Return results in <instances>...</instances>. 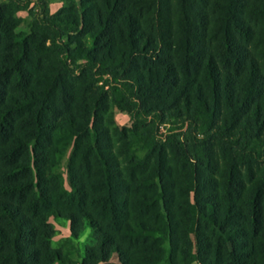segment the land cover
Wrapping results in <instances>:
<instances>
[{
    "label": "trees",
    "instance_id": "trees-1",
    "mask_svg": "<svg viewBox=\"0 0 264 264\" xmlns=\"http://www.w3.org/2000/svg\"><path fill=\"white\" fill-rule=\"evenodd\" d=\"M63 1L75 13L35 20L18 41L20 20L0 9V264L35 261L29 239L51 236L48 216L74 238L96 232L81 264H264V0ZM72 26L74 47L57 46ZM106 76L138 120L173 108L189 145L152 136L137 157L139 134L113 125ZM61 142L69 191L46 170Z\"/></svg>",
    "mask_w": 264,
    "mask_h": 264
},
{
    "label": "rangeland",
    "instance_id": "rangeland-1",
    "mask_svg": "<svg viewBox=\"0 0 264 264\" xmlns=\"http://www.w3.org/2000/svg\"><path fill=\"white\" fill-rule=\"evenodd\" d=\"M172 1L173 0L168 1V4H172ZM0 9L4 14L5 20H20L14 30V33H16L17 41L20 39V37H22V34L29 35L31 33V26L33 25L35 20L43 22L44 20H48V18H58L63 16L64 12H68V9H70V12L75 13L74 8H68L66 2L63 0H0ZM56 23L66 27V25H64L63 23L60 24L58 23V21ZM65 30L67 36H59L58 38H56V45L65 46L69 44V46L73 48L74 44H70L68 36L75 35L76 26H72L70 27V29L65 28ZM82 42L86 47L92 45V39H89L86 36H84ZM161 54L162 53H160V56ZM105 79L109 80L108 85H104V81L99 82L98 85L105 86L104 90L108 93V101L112 103L110 113H112L114 122L113 125L116 128L117 132H120L123 128H126L127 130H131L133 133L139 134L134 136L132 134V139L130 142V148L135 151L137 157L141 158L148 151H150L153 145L151 139L152 136H154L156 140L163 143L167 136L181 132L180 139L183 140L187 145H189V142L185 139L186 136L182 134L186 132L187 123H185L182 118L178 116V113L173 108L164 107L163 104H160V111L156 112L155 114H151L150 110L147 111L146 109H143L141 111V119L138 120V116L136 114L137 111L134 110L132 113H129L124 110V103L127 102L128 104V101L123 95L118 94L115 97L113 96L111 85L115 81L111 80L107 76L105 77ZM122 80L123 79H120L119 81H117V83L120 85L122 84L121 90L124 91L126 89L125 84H123L125 81L122 82ZM120 100L123 103L115 106L116 103L114 102H120ZM142 107L144 108V105H142ZM142 120H146L150 126V132L144 135L140 134L142 133L143 129L148 128L138 125ZM202 135L203 132L201 130H198L197 134L195 133L193 136L198 140H202ZM55 146L63 159L59 162L57 167L47 165L46 170L49 173L60 174V176H62V178L64 179L65 188L67 189V191H69V177L67 170L69 144L67 142H61L55 144ZM123 152H125L124 149H119V151L116 150V158H120ZM11 202L14 205H17L19 212L26 214L25 216L27 218L29 217L34 220L31 215L27 213L30 207H27V205H25L26 207L23 206V204H21L17 199H14V201ZM39 221L42 222L41 225H44L43 229L45 231V236L47 234H51V236L48 239H45V241L38 237L39 234L29 239L30 242H33L29 245L38 250V256L36 260L30 261L29 264H61V262L56 258H54V262H50L48 259H46V255H44L43 253L44 248L59 252L64 264H81L86 256L87 250L96 243V232L87 225L83 227V232L78 234L77 237L74 238L71 231V222L62 217L48 216L46 217V219H42V221L41 219H39ZM194 252H196V248H194ZM116 260L117 257L114 256L112 258V262ZM193 264L199 263L194 262Z\"/></svg>",
    "mask_w": 264,
    "mask_h": 264
}]
</instances>
